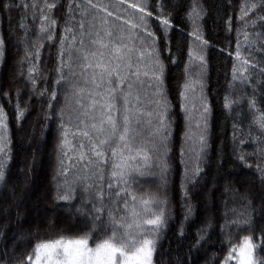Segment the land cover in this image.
I'll list each match as a JSON object with an SVG mask.
<instances>
[{
    "label": "trees",
    "instance_id": "16d2710c",
    "mask_svg": "<svg viewBox=\"0 0 264 264\" xmlns=\"http://www.w3.org/2000/svg\"><path fill=\"white\" fill-rule=\"evenodd\" d=\"M142 2L144 0H129V3ZM147 2L156 5L157 13H166L161 16V21L167 18L171 25L164 33L155 21H148L156 36L153 56L158 54L164 68V92L171 106L172 129L166 190L171 206L170 218L166 219L157 242L155 264H215L210 258L218 260L224 254L221 251L224 247L221 228L225 224L226 212L231 217L232 209L240 211L249 205L255 210L254 220L264 216V178L255 168L260 162L258 156L246 157L253 165L251 168L244 167L237 160L241 151L254 153L260 147L256 139L260 130L252 125L253 110L245 97L251 98L255 92L260 100L264 95V75L253 72L249 83L243 87L239 81L232 80L234 65L240 67V61L234 55L237 37L241 43V59L247 58L258 67L264 62V51L254 36V33L264 34V27H261L264 22L256 19L257 14L264 13H260L258 7L251 16L238 20L243 0ZM0 3L13 5L15 0H0ZM68 3L69 0H57V8L49 13L59 22L54 33L57 38L61 35ZM113 4L119 8L124 20L138 22V11L126 5H116L115 0ZM194 8L201 13L196 28L192 27ZM34 14L36 10L23 7L0 8V37L4 40L3 55L0 56V107L6 114L7 125L4 128L0 124V144L7 145L4 149L7 153L5 180L0 182V226L10 229L9 240L16 238L9 244L10 259L25 256L33 241L47 239L50 234L61 231L71 234L87 228V223L75 211L80 206L79 188L76 199L70 202L55 198L57 182L64 179L57 175L62 158L59 148L62 129L57 113L63 107L65 93L63 85L54 83L59 44L41 38L45 34L40 32V24L48 22H37L33 19ZM246 22L248 25L254 22V27H245ZM22 23L25 28L20 27ZM117 23H121L126 32L130 30L122 21ZM195 29L208 42L203 51L206 66L203 83L211 111L206 118V128L205 118L204 121L201 118L204 126L200 130L193 127L195 116L189 117L190 111L185 110L182 95L188 80ZM250 43L251 52L248 50ZM146 58L155 66L152 56ZM29 69H34L31 73L36 78L34 86L28 79ZM53 91L56 99L50 100L49 94ZM40 92L45 94L39 95ZM226 98L233 101L230 108L225 107ZM258 106L264 108V102ZM20 109H24L23 118H20ZM66 128L68 140L75 143L71 135L73 128L67 125ZM200 144H206V147L198 161L196 155ZM70 148L71 145H65L66 150ZM73 151L63 158L67 161ZM73 174L69 171L67 178L71 180ZM186 176L189 179L186 180ZM148 179L152 180L151 177ZM33 184H36L34 190ZM185 187L187 196L184 195ZM256 227H264V220H260ZM202 230L203 239L198 242ZM236 239L242 240V234ZM13 244L18 246L13 247Z\"/></svg>",
    "mask_w": 264,
    "mask_h": 264
},
{
    "label": "snow or ice",
    "instance_id": "6c2138e0",
    "mask_svg": "<svg viewBox=\"0 0 264 264\" xmlns=\"http://www.w3.org/2000/svg\"><path fill=\"white\" fill-rule=\"evenodd\" d=\"M115 4L138 11V22L124 20L113 0H69L61 35L57 38L54 33L59 22L49 15L57 8V0H15L13 5L0 3V8L15 6L36 10L33 19L48 22L40 24V32L45 34L41 38L59 44L54 83L63 85L65 96L63 107L57 113L62 129L59 145L62 158L57 175L64 179L57 182L55 198L70 202L76 199L79 188L80 206L75 211L87 223V228L78 232L61 231L50 234L47 239L33 241L25 256L12 259L9 258V244L16 238L9 240L10 229L0 226V264H155L157 242L166 219L170 218L171 206L166 190L172 129L171 106L164 92V68L158 54L153 56L156 36L148 21H155L164 33L171 25L167 18L161 21V16L167 14L157 13L156 5H149L147 0L142 3L115 0ZM258 7L259 12L264 13V0H243L238 20L251 16ZM193 11L199 18L201 13L195 8ZM256 19L264 22V15L257 14ZM117 21L128 25L130 30L126 32ZM249 26L254 27V22L252 25L245 23V27ZM20 27L26 25L22 23ZM192 35L199 42L197 47L202 53L208 42L198 29ZM244 35L247 40V32ZM254 36L264 51V34L254 33ZM3 46L4 40L0 37V56ZM248 50H252L251 43ZM234 55L240 61V67L234 65L233 81H239L243 87L249 83L253 72L264 75V62L258 67L247 58L241 59L239 37ZM149 56L155 60V66L148 62L146 57ZM190 58L200 62L196 83L199 84L201 115L205 118L206 128V116L211 109L203 95L205 57L194 52L190 53ZM33 71L29 69L28 79L34 86ZM184 88L193 90V81L189 79ZM245 98L253 110L252 125L260 130L256 137L260 147L254 153L241 151L237 160L251 168L253 165L246 157L257 155L260 162L255 168L264 178V108L258 106L264 102V95L259 101L255 92L251 98ZM49 99H56L55 91L49 94ZM183 99L187 110L189 98L184 95ZM232 103L226 98L225 107L230 108ZM49 107H52L51 103ZM23 115L24 109H20V118ZM5 121L6 114L0 107V124L4 128L7 127ZM66 125L73 128L71 135L75 143L68 140ZM201 139L203 141V137ZM65 145H71V148L66 150ZM6 146L0 144V154H3L0 156V182L5 180ZM203 147L206 144H202ZM72 150L73 155L66 161L63 157H68ZM69 171L74 173L71 180L67 178ZM149 177L156 179L149 180ZM184 195L187 196L186 187ZM254 211L245 205L240 211L232 209L231 217L225 213V224L221 228L224 254L218 260L212 257L210 261L215 260V264H264V227H256L264 216L254 220ZM241 234L242 240H237ZM201 239L203 230L198 242Z\"/></svg>",
    "mask_w": 264,
    "mask_h": 264
},
{
    "label": "rangeland",
    "instance_id": "374dc122",
    "mask_svg": "<svg viewBox=\"0 0 264 264\" xmlns=\"http://www.w3.org/2000/svg\"><path fill=\"white\" fill-rule=\"evenodd\" d=\"M197 12H200L199 10H196ZM193 14V13H192ZM198 18L196 17V13L194 12L193 16H192V27L196 28L195 26L198 25L199 21ZM199 44L198 41L195 40V37L193 38V43H192V47H191V53H198L200 55H203V52L200 53L199 52V48L197 47V45ZM206 47V46H205ZM205 62H204V68H203V72L205 70ZM203 74V73H202ZM200 75V62L199 61H193L192 59L189 62V73H188V80L191 79V81H193V90H185L184 88V93L182 94L183 97L184 95H187L189 98V117L190 118H194L196 119V122H193L192 125L195 129H201L203 128V126L205 125H201V122L203 123L204 121V116L201 115V106H200V96L201 93L199 92V84L196 83V81L198 80V76ZM204 76V75H203ZM203 95L205 96V91L203 92ZM184 100V99H183ZM208 116V114H207ZM206 116V118H207ZM201 118H203V121L201 120ZM201 125V126H200ZM192 128V126H190V129ZM202 132V131H201ZM199 141H201L199 139ZM203 149L202 148V144H200L199 146V152L196 155V159L199 161L201 159V155L203 154ZM41 151H43V147L41 148ZM195 154V153H194ZM42 168V166H41ZM151 179H156L154 177H151ZM36 188V184H33V190ZM258 211H261L258 209Z\"/></svg>",
    "mask_w": 264,
    "mask_h": 264
}]
</instances>
